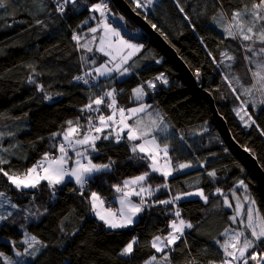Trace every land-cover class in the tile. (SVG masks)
<instances>
[{
	"label": "trees",
	"instance_id": "1",
	"mask_svg": "<svg viewBox=\"0 0 264 264\" xmlns=\"http://www.w3.org/2000/svg\"><path fill=\"white\" fill-rule=\"evenodd\" d=\"M127 1L130 3V0ZM43 2L47 10H39V5L34 6L32 0H13L7 10L0 9V132L5 133L0 138V148H9L8 152L0 154L11 161L3 167L23 172L45 152L58 155L52 145L61 137L53 141L51 134L60 131L62 126L67 127L66 121H75L78 117L81 124H86L85 117L90 114L81 113L80 109L89 102L90 97L115 88L120 106L131 108L140 103L135 100L132 90L144 84L146 96L143 103L153 106L148 110L151 113L160 110L169 125L173 163L191 161L194 165L169 177V189L155 192L151 200L169 199L177 192L195 191L197 188H203L205 194L209 195L207 204L199 200L189 204L178 201L179 204L183 202L180 204L182 217L195 224L196 228L186 230L188 247L182 241L178 242L177 250L171 254L173 264H186L193 256L201 264H207L208 260H219L222 253L214 238L222 240L219 233L226 227L236 225L228 219L233 210L223 206L224 197L212 193L220 188L233 204L230 190L239 179L246 178L262 211L264 200L254 175L215 123L208 101L191 93L174 64L111 0L110 7L117 15L124 16L126 22L116 20L113 21L114 25L123 28L122 34L126 38L145 47L125 66L130 67L128 74L121 76L114 72L112 77H98L101 87L74 81V76L84 75V71H91L107 61L106 57L95 52L94 47L97 64L87 63L82 68L80 56L93 54L78 51L76 42L72 40L74 31L83 35L88 27L96 25L94 20H89L87 25L82 22L92 15H98L88 11V4L97 0H88V4L80 0L79 11H73L71 5L67 6L63 17L54 11L55 5L51 0ZM244 2L251 4V0ZM207 4L208 0H156L153 6L148 7L150 9L135 10L157 26L156 30L172 44L195 75L199 71L196 77L200 86L214 97L218 111L227 121L234 139L250 150L264 170V135H261L264 130V105L256 110L244 104L251 98L243 94V87L251 83L244 52L238 41L227 38L223 31L211 24L209 17L204 22L199 20ZM240 4L241 0H224V8L229 16L231 10L240 7ZM131 6L134 8V5ZM181 7L183 12L180 11ZM185 16L189 19H185ZM36 20H42L47 27L36 24ZM90 37L88 33L81 42L86 43ZM225 51L236 57L235 62L226 58L220 62L221 53ZM157 60L160 62L157 63ZM29 65L35 68L38 75L33 74ZM160 74L166 77L167 84L155 80ZM225 75L228 81L224 80ZM29 76L35 79V84L28 82ZM146 81H154L156 88H147ZM229 82L232 87H229ZM37 84L43 86V92L38 90ZM232 88H236L235 93ZM45 93L50 94L52 99H45ZM237 95L240 99H237ZM243 105L256 120V124L250 127H245L236 114V110ZM180 135L185 137L186 142L179 139ZM98 146L102 151L93 154L94 162L107 163L111 157L115 164L111 172L97 174L95 182L87 186L85 195L88 190L99 191L106 198L107 205L116 208L118 193L112 185L141 174L147 170V165L140 160L128 159L131 153L125 142L116 145L98 141ZM213 170L216 172L214 180L207 176V172ZM150 182L155 188L164 181L163 177L153 173ZM0 191L6 192L19 205V210L14 209L13 215L0 227V252L16 258V251H24L27 245L20 243L25 239L21 228L48 245L35 260L26 263V259L24 264H118L119 251L133 236L138 238L139 243L134 247V255L127 258L125 264H143L152 254L161 255L150 247V241L157 234L166 235L170 231L168 222L175 218L173 206L156 204L146 208L133 226L113 231L107 229L90 211V205L85 197L79 195L74 181L58 185L55 189H49L44 183L39 189L21 192L0 174ZM45 208L47 213L25 219L29 210L43 213ZM66 216L68 220L64 221L63 226L67 234L60 231V223ZM76 229H79L76 235H71ZM261 248H264V244ZM0 264H3L2 257ZM249 264L254 262L250 261Z\"/></svg>",
	"mask_w": 264,
	"mask_h": 264
},
{
	"label": "snow or ice",
	"instance_id": "2",
	"mask_svg": "<svg viewBox=\"0 0 264 264\" xmlns=\"http://www.w3.org/2000/svg\"><path fill=\"white\" fill-rule=\"evenodd\" d=\"M32 2L34 6L39 5V10H47L43 0H32ZM82 2L88 4V0H82ZM155 2L156 0H130V3L134 5V9H147ZM51 3L55 5L54 11L61 17L64 16L67 6L71 5L73 11H79L80 6V0H51ZM11 4H13V0H0V9L7 10ZM213 7L216 12L211 17L212 21L220 22L222 31L227 38L238 41L241 50L245 53L244 60L247 64L253 66L248 69L251 83L247 87L242 86L243 94L251 96L255 91L261 97H264V0H251L250 5L241 0L240 7L233 8L230 16L224 8V0H215ZM88 11L98 15L90 16L89 19L82 22L83 25L89 24V20L96 21V25L88 27L87 33L83 35L75 31L72 35V40L76 42L78 51L93 54L92 56H80L81 67L83 68V65L87 63L97 64L94 47L95 52L101 53L108 59L91 71H84V75L74 76L73 80L76 82L82 81L85 85H89L90 80L86 77H90L91 81H96L98 77H112L113 72L119 73L121 76L128 74L130 67H125V65H128L132 57L145 47L144 44L125 38L122 34L123 28L114 25L113 21L116 20L125 22V17L117 15L113 11L109 0H97V2L88 4ZM180 11H184L183 7L180 8ZM139 14L137 13V15ZM185 19H189V17L185 16ZM36 24L44 25V22L36 20ZM44 26L47 27V25ZM151 26L153 29L157 28L155 24ZM88 33L91 34V37L87 39L86 43H82V39ZM97 33H99L98 36ZM209 55L211 56L212 53L209 52ZM221 57L220 62H223L224 58L233 62L236 59L234 55H230L227 51L222 52ZM213 59L216 62L215 58ZM156 62L159 63L160 61L157 60ZM109 64H113V66L109 67ZM226 66L231 67V65ZM29 67L32 68L34 75H38L33 66L29 65ZM196 75L199 76V71ZM223 78L228 81L227 75ZM155 80L162 81L164 84L168 83L163 74L155 77ZM28 82L36 83L32 76H29ZM144 83L149 89L156 88L154 81ZM237 83L239 84L238 78ZM95 87L101 86L97 84ZM229 87H232L231 82H229ZM37 88L42 92L44 91L42 85L37 84ZM232 90L234 93L236 92V88H232ZM120 91H123V89ZM132 93L135 100L140 101V103L138 106L131 108L118 106L115 88L104 91L100 95L94 94V98L90 97L89 102L80 111L81 113H100L99 115L85 117L86 124H81L79 117L75 121L68 120L66 121L67 127L62 126L60 131L51 134L50 139L53 141L57 137H61L57 143L52 145L53 148L57 149L59 155L53 156L50 152H45L31 167L19 172L13 171L11 168L6 170L3 166L10 164L11 161L0 154V174L6 177L7 182L17 191L21 192L27 189H39L44 183L49 189H55L56 186L65 184L70 178L77 185L79 195L85 197L90 205V211L107 229L113 231L132 226L136 218L146 208H151L156 204L173 206L175 218L170 220L167 225L170 231L166 235L157 234L150 241V247L155 250V253L161 255L158 257L156 254H152L143 262V264H173L171 254L177 250L178 242L182 241L185 247H188L186 230L196 228L195 224L182 217L181 209L176 207L177 202L186 197L196 196L207 204L209 195L205 194L203 188H197L195 191L177 192L175 195H171L169 199L151 200L155 192L161 189H169V177L176 172L190 169L194 165L191 161L173 163V157L170 155L169 139L171 133L169 125L158 111L155 116L148 111L153 107L152 105L143 103V98L146 95L144 84L135 87ZM57 95H63V93H57ZM106 97L108 98L107 101ZM45 99L51 100L52 96L45 93ZM237 99H240L239 95H237ZM248 103L249 101H244V104ZM251 103L254 107L256 106L254 100ZM259 103L264 105V98ZM102 105L109 110V114H104L101 111ZM241 112L248 116L245 127L256 124V120L248 114L243 106L236 110V114L240 116L241 120H244ZM145 116H147V119H145ZM4 135L5 133L0 132V138ZM8 135L12 134L9 133ZM261 135H264V130L261 131ZM179 139L185 141L183 135H180ZM98 141H108L116 145L125 142L128 144L131 153L128 159L140 160L147 165V170L141 174L112 185L114 191L119 194L117 197L120 205L119 209L114 210L110 206L105 207L107 200L99 191L88 190L87 195H85L87 186L89 183L95 182L97 174L111 172L115 164V160L111 157L108 158L107 163L94 162L95 157L93 154L102 151V148L98 146ZM11 147H15V145ZM244 150L246 152L250 151L248 148ZM8 151L9 148H0V153ZM199 166L203 167V164ZM243 171L244 169L241 168V172ZM153 173L163 177L164 181L157 184L155 188L150 182ZM207 176L214 180L216 172L214 170L208 171ZM237 188L243 190L242 196L237 193ZM230 191L232 198L235 200V205L230 202L228 196L220 188H216L215 192L212 193L224 197L223 206L233 210V214L228 219L236 227L224 228L219 233V236L223 237L222 240L214 238V242L219 247L222 255L219 260H208L207 264H249L250 261L254 264H264V248H261V245L264 244V211L258 206V201L254 198L246 178L239 179ZM133 197H138L139 200L134 201ZM33 200H35V196H33ZM6 206L7 208L19 210V205L12 202L11 197L6 192L0 191V221H5L13 215V212L7 210ZM45 213H47V208L44 209L43 213H40L39 210H37V213H32L29 210L25 219H28L29 216ZM66 220H68L67 216L60 223V231L65 234L67 233L63 225ZM78 231L79 229L74 230L71 235L75 236ZM24 236L25 239L20 243L27 245V248L23 252H15L20 260H14L12 256L0 252L3 264H24L25 257H31L32 260H35L41 250L48 247L45 242L37 239L35 235H31L27 231L24 232ZM138 243V238L133 236L119 251L118 256L131 258L134 255V246H138ZM15 245L16 242L14 241L13 248H15ZM36 245H40V247L37 248ZM29 249H32V251H29ZM189 255H191L190 251ZM186 264H201V261L193 256L191 260L186 261Z\"/></svg>",
	"mask_w": 264,
	"mask_h": 264
},
{
	"label": "water",
	"instance_id": "3",
	"mask_svg": "<svg viewBox=\"0 0 264 264\" xmlns=\"http://www.w3.org/2000/svg\"><path fill=\"white\" fill-rule=\"evenodd\" d=\"M111 2L125 15L127 19L139 27L147 37L162 51V53L174 64L180 73L182 79L186 83L191 93L196 97H204L213 112L215 123L221 129L228 143L239 155L245 166L254 175L258 190L264 200V170L258 159L250 152H246L233 137L227 121L219 113L216 102L212 94L204 90L196 75L189 68L187 63L182 59L172 44L156 29L152 28V24L143 15H137V11L131 6L127 0H111Z\"/></svg>",
	"mask_w": 264,
	"mask_h": 264
},
{
	"label": "rangeland",
	"instance_id": "4",
	"mask_svg": "<svg viewBox=\"0 0 264 264\" xmlns=\"http://www.w3.org/2000/svg\"><path fill=\"white\" fill-rule=\"evenodd\" d=\"M215 3V1L214 0H208V6L206 7V8H204V9H202V11H201V14H202V16L203 17H201L199 20L201 21V22H204L205 21V19H207L206 17H209L210 19V22H211V24H213V25H215L220 31H222V27L220 26V22L219 21H217V22H213L212 21V19H211V17L213 16V14L216 12V9L213 7V4ZM155 4V3H154ZM153 4V5H154ZM153 5H151V6H153ZM197 8H198V6H196V10H197ZM147 9H150V8H147ZM147 9H144V10H147ZM201 10V9H200ZM198 12H200V11H198ZM125 16V15H124ZM227 19V18H226ZM125 23V22H124ZM128 27V26H127ZM127 31H129L128 30V28L126 29ZM126 38V37H125ZM244 55H245V53H244ZM250 55V54H249ZM226 62V61H225ZM111 65H113V64H111ZM126 66V65H125ZM246 67H247V69H249V68H251V67H253L251 64H247L246 63ZM114 73V72H113ZM249 77H250V75H249ZM87 79H89L90 80V84H92V85H97L98 84V80H96V81H91V79L90 78H88V77H86ZM250 80H251V78H250ZM146 96V95H145ZM262 98H264V97H261V95L258 93V92H255V91H253V93L251 94V98L249 99V105H247V106H251V107H253L254 109H256V110H258L259 108H260V103H259V101L262 99ZM106 99V101L108 100V98L106 97L105 98ZM255 101L256 102V106L254 107L253 106V104L251 103V101ZM118 103V102H117ZM118 106H120V103H118ZM122 106V105H121ZM123 107V106H122ZM134 107H136V106H134ZM243 107L247 110V112H248V114H249V109L246 107V106H244L243 105ZM149 110V109H148ZM101 111L104 113V114H109V110L107 109V110H105V107L102 105L101 106ZM161 115H162V112L160 111V110H157ZM156 111V112H157ZM156 112H153L152 114H153V116H155V114H156ZM90 115H99L100 113H95V112H93V113H89ZM241 116H244V120H241L242 121V123L245 125V123H246V119H248L247 118V116L246 115H244V113L243 112H241ZM145 119H147V116H145ZM245 123H244V122ZM129 123H131V121H129ZM137 143H139V142H137ZM59 155V154H58ZM74 155V154H73ZM53 156H55V155H53ZM68 181H73V180H71L70 178L66 181V182H68ZM237 193L238 194H242L243 193V190L242 189H240V191H237ZM119 195V194H118ZM118 197V196H117ZM188 199H195V200H199V201H203V200H201L199 197H196V196H193V197H186V198H184V199H182V201L183 202H187V200ZM233 199V198H232ZM117 200V202H118V199H116ZM133 200L134 201H138L139 200V198L138 197H133ZM233 204L235 205V200L233 199ZM13 202V201H12ZM183 202L182 203H180V204H183ZM119 203V202H118ZM180 204H178L176 207H179L180 208ZM105 207H109L107 204L105 205ZM245 207H247V205H245ZM6 208H7V206H6ZM113 208V207H112ZM114 210L115 209H119V207L117 208H113ZM7 210H9V211H13L14 209H11V208H7ZM139 217H140V215L136 218V221H135V223L138 221V219H139ZM3 223H4V221H0V227L3 225ZM134 223V224H135ZM133 224V225H134ZM132 225V226H133ZM131 227V226H130ZM129 228V227H128ZM21 230L22 231H24L25 232V230L24 229H22L21 228ZM36 247L37 248H39L40 247V245H36ZM135 247V246H134ZM26 248H27V246H26ZM29 251H32V249H29ZM14 260H17V261H19L20 260V257H16V258H13ZM27 259V260H26ZM127 258L126 257H120L119 258V260L117 261V263L118 264H125V260H126ZM26 260V263H28V262H31L32 261V259H31V257H25L24 258V261ZM100 264H116V263H111V262H101Z\"/></svg>",
	"mask_w": 264,
	"mask_h": 264
},
{
	"label": "crops",
	"instance_id": "5",
	"mask_svg": "<svg viewBox=\"0 0 264 264\" xmlns=\"http://www.w3.org/2000/svg\"><path fill=\"white\" fill-rule=\"evenodd\" d=\"M97 53L100 54V55H102V54L99 53V52H97ZM138 53H139V52H138ZM138 53H136L135 55H137ZM135 55H134V56H135ZM102 56H103V55H102ZM134 56H133V57H134ZM104 57H105V56H104ZM133 57H132V58H133ZM106 58H107V57H106ZM107 59H108V58H107ZM108 66H109V67H112L113 65L109 64ZM113 74H114V73H112V75H113ZM104 78H106V77H104ZM94 107H95V106H94ZM97 114H98V113H97ZM137 142H139V141H137ZM236 191H240V189L237 188ZM239 195L242 196V194H239ZM196 201H198V200H195V199H188L186 203L189 204V203H193V202H196ZM116 207H120L119 203H117V206H116Z\"/></svg>",
	"mask_w": 264,
	"mask_h": 264
},
{
	"label": "built area",
	"instance_id": "6",
	"mask_svg": "<svg viewBox=\"0 0 264 264\" xmlns=\"http://www.w3.org/2000/svg\"><path fill=\"white\" fill-rule=\"evenodd\" d=\"M88 78H90V77H88ZM91 79V78H90ZM120 107H122V106H120ZM179 203L177 202V204H176V206L178 205ZM180 206V205H179Z\"/></svg>",
	"mask_w": 264,
	"mask_h": 264
}]
</instances>
